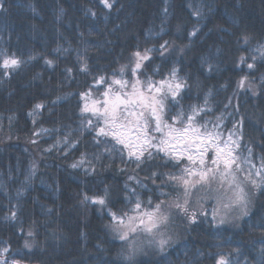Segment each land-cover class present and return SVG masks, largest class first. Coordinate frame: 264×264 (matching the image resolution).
Returning a JSON list of instances; mask_svg holds the SVG:
<instances>
[{
  "label": "trees",
  "instance_id": "1",
  "mask_svg": "<svg viewBox=\"0 0 264 264\" xmlns=\"http://www.w3.org/2000/svg\"><path fill=\"white\" fill-rule=\"evenodd\" d=\"M111 2L108 9L100 0H0V64L12 56L21 61L14 70L0 67V250L9 249L0 259L8 264H217L224 257L228 264H264V191H256L252 209L234 225H215L211 203H197L194 195L189 212L196 213L195 223L176 209L175 217L182 214L188 224L179 227L174 221L164 250L126 260L122 243L107 227L109 209L119 212L137 198L146 207L149 199L171 202L176 190L168 175L179 174L187 160L177 164L160 153L137 167L110 138L97 137L87 123L90 114L81 111L83 93L91 90L96 97L103 90L95 83L99 77L110 83L120 78L121 66H128L124 79L135 80L133 54L151 49L139 78L168 79L175 67L186 87L175 102L167 101L170 112L203 109L197 120L218 126L225 139L234 131L241 159L259 168L264 59L257 49L264 45V0ZM194 29L196 35L189 36ZM242 35L250 37L247 44ZM244 76L257 94L237 87ZM36 104L43 108L34 112ZM82 158L79 167H71ZM84 194L105 198L107 207L84 202Z\"/></svg>",
  "mask_w": 264,
  "mask_h": 264
},
{
  "label": "snow or ice",
  "instance_id": "2",
  "mask_svg": "<svg viewBox=\"0 0 264 264\" xmlns=\"http://www.w3.org/2000/svg\"><path fill=\"white\" fill-rule=\"evenodd\" d=\"M100 3L108 9L113 7L111 0H100ZM194 15L199 16L200 12L197 10ZM197 31L198 29H194L189 36H195ZM239 39L247 44L250 37L242 35ZM167 44L165 41L161 49H166ZM257 51L264 59V45ZM150 52L151 49H146L143 54L139 51L133 54L135 59L131 75L136 77L135 80L124 79L128 66H121L118 70L119 79L114 76L109 83L101 76L96 80L97 85H104L102 91L98 89V96L93 97L91 90L81 95L84 100L81 111L90 114L87 123L96 129L97 137L110 138L114 146H120L117 151L122 156L126 152L130 160L137 162V167L145 160L158 158L160 153L177 164L181 160H187L179 174L168 175V180L176 190L175 198L171 202L161 200L153 204L149 199L146 207L144 202L137 198L134 201L129 199V207L119 212L109 209L110 223L107 227L114 234L113 238L124 242L130 255H134L138 250L141 234L150 236L153 240L157 236L161 237L158 244L160 250H164L168 242L164 234L170 222L172 208L189 215L191 222L195 223L196 213L189 212V204L194 195L197 197V203L204 199L214 201L212 219L215 221L219 217L218 222L224 224L234 211L238 210L241 216L247 215L250 195L256 191H264V162L256 168L247 158L241 159L238 152L239 137H236L234 131L225 139L218 126L209 128L207 121L197 120L203 109L194 106L191 108V114L182 109L174 114L170 112L167 101L171 98L175 102L182 88L186 87V83L178 78V70L175 67L169 72L168 79L154 82L151 77L144 80L139 78L142 75L139 71L142 61L150 59ZM255 59L253 57V63L247 64L248 69L255 67ZM245 62V58L240 57V63ZM20 63L15 56L6 57L0 67L14 70ZM82 70H86V65ZM260 85L264 86V78L261 79ZM237 87H247L254 95L257 94L247 76L238 81ZM41 108L43 104H36L34 112ZM93 118L96 120L95 126ZM82 163L83 158L71 167L77 168ZM245 164L249 165L247 169ZM88 201L107 207L105 198L84 194V202ZM12 218H15V212L12 213ZM28 235L31 236L32 233L29 232ZM25 247L30 248L31 245L26 242ZM8 250H0V257ZM0 264H8V261L0 259ZM11 264L19 262L13 260ZM217 264L228 262L224 257H220Z\"/></svg>",
  "mask_w": 264,
  "mask_h": 264
},
{
  "label": "rangeland",
  "instance_id": "3",
  "mask_svg": "<svg viewBox=\"0 0 264 264\" xmlns=\"http://www.w3.org/2000/svg\"><path fill=\"white\" fill-rule=\"evenodd\" d=\"M249 167L248 164H245V168L247 169ZM254 171V169H253ZM255 196H256V192L255 194H252L250 195V203H249V206H248V212H250V210L252 209V205H253V202H254V199H255ZM207 203H211V208H210V218L212 219V212H213V208L215 207V202L210 200V199H204ZM201 202V201H200ZM175 208H172L170 209V222L165 230V234H164V238L167 239V241L171 240L172 239V228H171V225L174 223V221H176L179 225V227H184L186 224H188V219L186 217H184L182 214L180 215H177V217H175L174 213L176 214L177 212H175ZM246 215H243L241 216L239 214V211H234L232 212L229 217L227 218V221L226 223L224 224H220L218 221H219V217H217V220L214 221V224L217 225V224H220V225H234L236 222H238L240 219H242L243 217H245ZM112 237H114V235L112 234ZM161 237L157 236L155 238V240H153L152 237L150 236H147L145 234H141L140 237H139V242H138V250L136 251V253L134 255H130L128 250H127V247L124 245V242L118 240V239H115L117 242H120L122 243V254L123 257L126 259V260H130L132 257L136 256V255H143L144 253H146L147 251H150L152 249H154V251H157V252H161L160 248H159V244H158V241ZM149 241H152V243H149ZM168 243V242H167ZM167 243L165 244L164 247H166Z\"/></svg>",
  "mask_w": 264,
  "mask_h": 264
}]
</instances>
